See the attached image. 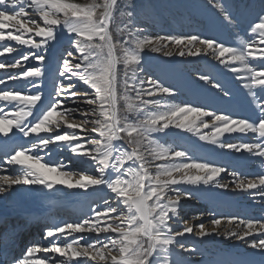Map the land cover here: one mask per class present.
<instances>
[{
  "label": "snow or ice",
  "instance_id": "snow-or-ice-1",
  "mask_svg": "<svg viewBox=\"0 0 264 264\" xmlns=\"http://www.w3.org/2000/svg\"><path fill=\"white\" fill-rule=\"evenodd\" d=\"M208 3L225 25L233 29L238 26L235 5L221 0ZM251 7L239 5L241 13ZM117 9L118 0H0V42L14 41L35 50L7 65L0 61V69L23 68L30 58L41 64L0 77V85H6L0 89V136L7 138L15 129L24 138H32L14 150L8 149L7 141L0 148L6 157L0 164V195L17 186L46 190V195L53 196L63 188L84 192L106 189L111 194L103 199L105 207L101 210H97L99 204L89 205L91 214L81 221L48 228L46 237H55L48 246H29L25 254L13 257L6 239L0 249V264H186L179 251L197 253L194 247L178 241L186 234L200 239L212 235L235 238L257 250L260 264H264V223L229 217L228 225H243V230L221 231L225 220L217 218L211 221L210 229L201 222L194 232V226L181 217L182 199L199 198L212 189L247 192L254 199H264V172L249 179L232 171L231 184L222 183L219 177L228 171L226 167L198 162L187 149L176 150L155 138V134L177 129L220 149L247 153L264 162V47H260L264 45V0L260 12L249 21L252 38L237 34L236 46L199 34L144 35L145 29L135 23L134 9L120 12L127 21L117 29L120 38L116 39L111 25ZM65 33L73 50H66L68 58L60 63L58 76L63 80H57L54 95L49 94L41 103L40 91L21 92L7 87L8 81L35 78L28 80V87L39 89L37 81L44 76L43 62L50 42L58 41ZM36 37L41 39L37 41ZM170 46H175V53ZM146 49L167 57L210 53L220 65L237 74L235 78L242 82L254 105L255 117L168 102L166 98L175 97L177 90L141 75ZM15 51L5 44L0 57ZM249 57L258 58L259 66L250 65ZM198 79L218 95L230 96L211 75L199 74ZM78 82L87 88L78 87ZM62 128L71 131L61 132ZM236 133L246 137L251 134L250 141L232 143L223 139L226 134ZM51 144L57 145V150L66 147L76 157L86 158L99 175L73 171L62 161L47 159L52 153ZM5 164L15 167L9 173ZM204 215L196 219L202 220ZM85 233H95L97 239L88 241ZM74 234L81 235L59 244L60 239L67 240ZM40 252L54 255L40 258L36 255Z\"/></svg>",
  "mask_w": 264,
  "mask_h": 264
},
{
  "label": "bare ground",
  "instance_id": "bare-ground-1",
  "mask_svg": "<svg viewBox=\"0 0 264 264\" xmlns=\"http://www.w3.org/2000/svg\"><path fill=\"white\" fill-rule=\"evenodd\" d=\"M221 2L230 3L236 6L235 14L238 17L239 23L235 29L225 25L217 10L211 7L208 0H203V3H200L201 12L203 14L201 18H198V21L192 22L185 14L183 22H179L175 27L170 25L172 30L178 36L202 34V36L214 38L226 45L232 46H236L237 34L245 39H251L252 34L248 32L249 21L255 19L260 12L261 0H221ZM241 4H249L252 5V7L241 13L239 8V5ZM257 4H259V6H257ZM191 14L197 16V11L191 12ZM256 38L258 39V37ZM5 44L17 49V51L13 53H6L5 56L0 57V61H4L6 65L14 62L17 58H21L23 54L30 50L35 51L24 46H19L14 41L0 42V49H2ZM260 47H264V45H260ZM196 58L202 59L208 68L210 67L218 70L219 81L230 92V96L223 97L222 94L218 95L216 90L210 89L209 86L204 85V82L198 79L199 74H201L200 72L189 71L183 75V85L176 86V88L174 87V89L177 90V95L171 97L169 102L190 103L208 109H215L218 112L231 113L238 117L254 118L256 115L254 105L250 103V99L246 94L247 90L241 87L242 82L235 78L237 74L229 72L226 68L220 65L210 53L207 55L202 54ZM32 60L33 59L30 58L29 61L24 62V66H26V64L31 65ZM249 63L253 66H259L260 61L258 58L249 57ZM53 67L54 61L49 62L43 69L44 75L45 73L52 72ZM23 69L25 68L14 69L6 66L4 69H0V77H5L9 73H20ZM49 80L50 79H48V81ZM5 87L6 85H0V89ZM7 87H12L21 92L25 91V87L27 91L33 93L37 90L35 88L28 90V83H24V80L8 81ZM180 87H187L186 92H179ZM40 91L42 93V103L45 98L49 97V94H51L53 90L51 87L44 90V87L42 86V90ZM257 91H259V89H257ZM44 92H46V94H43ZM229 100L231 101L230 103L227 102ZM206 119L210 120L211 118ZM204 131L210 132L211 129H204ZM168 133H171V135ZM167 134L170 137V145L176 150L187 149L190 156L198 162H211L217 166L226 167L228 171L222 173L219 177L221 182L227 180L226 178L233 180L234 178L231 173L232 171H236L239 174L240 166H242V168H247L248 171V164L252 163L258 166L259 170L256 172L257 174L264 172V162H262L259 157H251L247 153H235L230 149H220L215 145L201 141L197 136L181 132L177 129L167 130ZM250 136L251 134L247 137L238 133L230 135L226 134L223 139L228 142L239 143L250 141ZM17 137H22L23 140L18 143L13 142L12 139H16ZM30 139L32 138H24L22 134H17L15 129L7 138L0 136V141H7L9 150H14L21 145H25L26 141ZM49 148L52 150V153L47 159L53 162L60 159V153L64 154V157L67 158L70 156L68 153L65 154L58 150L54 151L53 146L51 145H49ZM71 158L75 157H70V159ZM76 166V168L79 169V165ZM227 174L230 175L227 176ZM231 182L232 181H230V183L228 182V184H231ZM105 191L106 189L104 191L89 189L88 192H84L81 189L69 190L63 188L62 191L53 196L51 193L46 195V190L30 191L26 186H17L13 192L9 191L8 193L0 195V221L12 216L14 217L13 219L16 220L20 218L19 216L33 217L34 219L40 217L48 218L51 211L64 209L68 212H76L78 209L82 208L80 205H84L87 201L92 199L101 198ZM53 192H55V190H53ZM89 193H96L97 195L92 197ZM186 201L187 203H184L183 199L181 200V204L183 205L181 209L182 216L188 215L189 210H194V212L197 210V212L194 213V217H182L183 220L189 221L190 224L194 226V232L198 230L195 226L199 225L201 222L205 224L206 228L210 229L211 221L217 218L225 220V223L221 225V231H224L225 229L228 231L243 230V225H228L226 220L229 217H239L241 219L264 223V199L259 196L254 199L247 192L212 189L208 194L202 195L199 198L191 199L189 202L188 200ZM210 212L213 214L207 215V213ZM201 213H205L206 215L202 217V220L196 219ZM190 216H192V214H190ZM178 227L182 228L183 225H179ZM253 238L256 237H249L248 239L251 240ZM177 239L186 247H194L197 249V253H187L182 250L179 251V256L185 260L186 264H260V258H257L258 251L235 238H228L223 235H212L200 239L195 235L186 234L185 237H178ZM27 241V245L23 243L21 244V250L22 248L33 246V240L28 238ZM23 254H25V252L20 253L21 256ZM36 255L41 258L42 252L37 253Z\"/></svg>",
  "mask_w": 264,
  "mask_h": 264
},
{
  "label": "rangeland",
  "instance_id": "rangeland-1",
  "mask_svg": "<svg viewBox=\"0 0 264 264\" xmlns=\"http://www.w3.org/2000/svg\"><path fill=\"white\" fill-rule=\"evenodd\" d=\"M78 0H76L77 2ZM87 1L89 2V0H86V2L84 1V3H87ZM132 1V0H131ZM119 2V0H118ZM200 3H203V0H135V3H133V5L131 7L127 8H123L122 11H128V10H135L134 14H135V23L137 24V26L145 29V32L143 33L144 35H149V36H157V35H177L175 34V32L172 30V26H176L179 22H183L184 21V15L186 14V16L192 21H198V18H201L202 16V12H201V6ZM257 6H259V4H257ZM197 11V16L191 14V12ZM124 20L122 21H118L119 23V27L122 26L123 23H125L127 21V17H123ZM117 21V12L114 15V22L111 25V27L113 28L114 24H116L115 22ZM118 36H117V35ZM116 34L113 32V35H116V39L120 38V34L119 32ZM67 33H65L63 36H60L58 41H52L50 42V49L48 54L45 57V61L43 62V69L46 65H48L49 62L54 61V67H53V71L49 72V73H45V75L43 77L40 78V80H38L37 82L40 84V88L35 90V91H40L42 90V86L45 89H48L49 87H51L52 91V95L55 94V89H56V82L57 80H63L62 77L58 76V71H59V66L60 63L62 62V59L64 58H68L67 57V51L66 50H73L71 48V45L69 44L68 38H67ZM200 35V34H199ZM202 36V34H201ZM206 37V36H204ZM37 41H39L41 38L40 37H36L35 38ZM21 46V45H19ZM170 50L173 51L174 53L176 52V48L175 46H170ZM31 51V50H30ZM74 55H78V53H76L75 51H73ZM197 56H184V57H180L178 55H173L171 57H167L165 55H163V53H158V52H153L150 51L148 49H146L143 53H142V67L144 69V72L141 73V75H146V76H150L153 79H157L159 80L161 83H163L165 86H169L171 88L174 89V87L176 88V86H182L183 85V75L186 74L189 71H197L200 72L201 74H208L213 76L215 79L219 80V73L218 70H216L215 68H208L206 63L204 61H202V59H197ZM46 64V65H45ZM32 67H41V64L39 61L36 60H32L31 65L26 64V66H24V68H32ZM24 71V69H23ZM21 71V72H23ZM20 72V73H21ZM35 78H28V80H32ZM48 79H50V82H53L52 84H48L49 81ZM24 80V83H28V80L25 79H21ZM65 83H68V81H64ZM78 87H83V88H87L86 85H82L81 83H77ZM32 88H29L28 90H30ZM187 87H180L179 92H186ZM25 91L26 87H25ZM89 91L91 92V90L89 89ZM41 92V91H40ZM43 94H46V92H44ZM130 95H132L133 97L135 96L134 93H130ZM44 97V96H43ZM171 97L166 98L169 102ZM44 99V98H43ZM151 99H159V97H153ZM44 101V100H43ZM39 107V106H38ZM122 115L124 114L123 108H122ZM130 118H132V116H130ZM67 129H60L61 132L66 131ZM172 130V129H169ZM69 131V130H67ZM78 131V130H77ZM95 135V134H93ZM155 138L159 140L160 143L164 144L165 146L170 145L171 141H170V137L167 133H159V134H155ZM51 146H53L54 151L57 150V145L51 144ZM61 152H64L65 154H69L70 156L64 157V154L60 153L59 155V159L58 161H62L64 164H66L68 166L69 169L73 170V171H77V172H83L84 174H90V175H99L98 173L95 172L94 167L91 166V162L87 161L86 158L84 157H76L74 154H72L66 147L63 148L62 150H58ZM70 157H75V158H71ZM74 159V160H73ZM155 163H161V161H156ZM76 165H79V169H77ZM254 166V167H253ZM248 168L249 170L247 171V168H244L246 171H241L243 168L242 166H240L239 168V172H242L244 174H247L248 172H251L256 170L258 171V166H256V164H248ZM256 168V169H255ZM251 170V171H250ZM152 171H155V168H152ZM256 173V172H254ZM240 174V173H239ZM230 174H227V176ZM258 175V174H257ZM253 176L247 177L249 179L253 178ZM227 180H223V183H230V181H232V179L226 178ZM14 190H11L10 192H13ZM105 194V195H104ZM97 194H93L91 195L96 196ZM111 194L107 192V190L103 193V196L101 198L98 199H92L95 203L92 204L91 200L87 201L84 204V207H88V205H91V207H96L97 204L100 205L99 208H97V210H101L102 208L105 207V205L103 204V199L108 198ZM7 198V197H6ZM184 203H187L186 200H184ZM190 200H188L189 202ZM88 215H90V208L88 207ZM55 212V211H54ZM197 210H189L188 211V215L182 216V210H181V217H194V213H196ZM185 213V212H184ZM68 214V213H66ZM190 214H192V216H190ZM79 216V215H78ZM20 219V218H19ZM17 219V220H19ZM57 219H61L63 220L64 223H73V222H79L82 219L78 218V219H71L68 220L67 222H65L67 219H65V216H58ZM46 223V222H45ZM55 223V222H53ZM182 226V225H180ZM52 225H47V228L44 230V232L46 233V230L48 228H51ZM81 234H74L73 237H68L67 240L65 239H60L59 244L62 246L63 244H65L66 242H70L72 239H74L76 236H79ZM87 237L88 241L91 240H95L97 239V236L95 233H85L83 234ZM104 236V234H100V237L102 238ZM43 239H45L44 242L40 243V246H48L50 244V242L52 240H54L55 238H48V237H43ZM81 243H84V241H82ZM37 245H39V243H36ZM257 258H260V253L257 252ZM54 254L52 253H45L42 252L41 258H45V257H49V256H53ZM182 258V257H181ZM58 259H63V258H59ZM80 260H84L86 258L81 257L79 258ZM95 264V262L93 261H89V264Z\"/></svg>",
  "mask_w": 264,
  "mask_h": 264
},
{
  "label": "trees",
  "instance_id": "trees-1",
  "mask_svg": "<svg viewBox=\"0 0 264 264\" xmlns=\"http://www.w3.org/2000/svg\"><path fill=\"white\" fill-rule=\"evenodd\" d=\"M84 1L86 2V0H78L77 2L78 3H84ZM133 3H135V0H132V1L131 0H119L118 9H117V21L115 22L116 24H114V26L112 28V30H113V32L115 34H116V31H117L118 26H119L118 21H121V20L123 21L124 20V18L120 15V12H122L123 8H127L128 9L129 7H131L133 5ZM117 33H118V31H117ZM116 35H114V38H117ZM130 116H131V114H130Z\"/></svg>",
  "mask_w": 264,
  "mask_h": 264
}]
</instances>
